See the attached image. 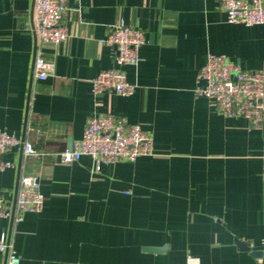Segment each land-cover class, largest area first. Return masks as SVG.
<instances>
[{"label": "crops", "instance_id": "obj_1", "mask_svg": "<svg viewBox=\"0 0 264 264\" xmlns=\"http://www.w3.org/2000/svg\"><path fill=\"white\" fill-rule=\"evenodd\" d=\"M34 3L0 0V129L43 151L2 155L16 163L0 170L13 210L21 173H36L45 196L20 221L0 215V239L20 264H264V130L195 92L209 53L264 68V23H231L218 0H67L68 37L39 45ZM120 21L146 37L126 66L135 90L94 93L92 78L117 66V49L100 39ZM37 46L55 62L46 80L33 79ZM106 112L151 133L152 154L60 161Z\"/></svg>", "mask_w": 264, "mask_h": 264}, {"label": "built area", "instance_id": "obj_2", "mask_svg": "<svg viewBox=\"0 0 264 264\" xmlns=\"http://www.w3.org/2000/svg\"><path fill=\"white\" fill-rule=\"evenodd\" d=\"M231 23L253 25L264 23V0H218ZM67 0H35L34 31L37 43H60L69 33L63 23ZM146 42L144 31L123 22L109 27L100 43L117 49V66L100 71L92 78L94 93L116 91L130 95L136 85L128 80L126 66L137 65L140 47ZM55 62L45 59L37 46L33 67L34 80H46L54 72ZM197 95L207 97L210 104L225 116H244L250 125L264 130V68L245 69L224 54L209 53L207 62L199 69ZM34 130L27 123V131ZM40 131V129H36ZM22 145L25 157L40 158L43 151L27 139L0 129V170L15 166L13 160L2 155ZM153 136L140 125L132 124L125 117L106 112L88 118L83 136L71 149L60 151L59 159L70 163L84 154L91 155L97 167L102 162L134 161L140 155L152 154ZM45 203L41 182L36 173H21L16 209L0 197V215L23 219L24 212H40ZM0 253L6 254V264H20L21 257L13 244L0 239Z\"/></svg>", "mask_w": 264, "mask_h": 264}, {"label": "water", "instance_id": "obj_3", "mask_svg": "<svg viewBox=\"0 0 264 264\" xmlns=\"http://www.w3.org/2000/svg\"><path fill=\"white\" fill-rule=\"evenodd\" d=\"M23 138H24V136L22 137V139H23ZM240 244H241V246H242L243 248H246V249L248 248L244 242L240 241ZM149 250H161V249L150 248ZM252 253H253V255L256 256V257L261 256V254H262L261 251H259V250H253Z\"/></svg>", "mask_w": 264, "mask_h": 264}]
</instances>
